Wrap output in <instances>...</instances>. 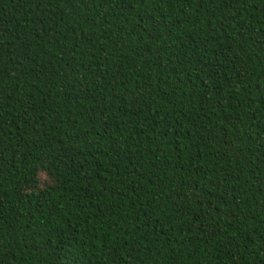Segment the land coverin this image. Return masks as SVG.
Masks as SVG:
<instances>
[{"label": "trees", "instance_id": "1", "mask_svg": "<svg viewBox=\"0 0 264 264\" xmlns=\"http://www.w3.org/2000/svg\"><path fill=\"white\" fill-rule=\"evenodd\" d=\"M0 264H264V0H0Z\"/></svg>", "mask_w": 264, "mask_h": 264}]
</instances>
